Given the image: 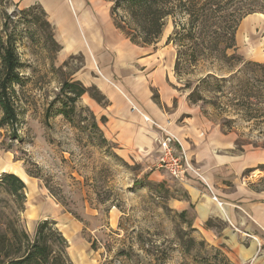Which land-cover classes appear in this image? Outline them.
Segmentation results:
<instances>
[{
    "label": "rangeland",
    "instance_id": "obj_1",
    "mask_svg": "<svg viewBox=\"0 0 264 264\" xmlns=\"http://www.w3.org/2000/svg\"><path fill=\"white\" fill-rule=\"evenodd\" d=\"M0 3V12L6 14L0 17V26L7 21L9 29L18 35L24 81L16 87L19 139L12 138L6 128H0V175L12 172L26 183L22 221L27 231L33 235L40 221H55L69 242L68 254L74 264H104L112 258H116L117 264L120 261L125 264V256L117 254L123 248L128 249L125 245L129 243L137 251L140 246L136 238L140 233L147 243L143 246L166 253L170 258L168 264H251L243 256L231 253L225 243H214L208 237L206 229L210 228L219 237L222 235L223 220L210 219L207 228L195 221L191 209L180 215L182 210L173 206L176 199L187 198L180 178L159 165V169L151 170L143 162L123 160L117 154L116 144L107 136V101L97 86L101 73L86 57L87 32L81 10L86 6L91 16H98L95 9L98 8L114 22L111 14L114 3L111 0H0ZM76 31L83 41L76 39ZM173 31L174 20L169 18L160 39L150 47L135 44L140 47L136 54L159 55L160 67L169 73L171 85L194 104L189 95L201 67L183 76L176 73L177 48L168 43ZM236 39L237 53L245 60L264 62V14L253 13L243 18ZM115 59L109 61L113 70L118 64L113 62ZM133 65L136 70L146 69ZM187 81L192 83L190 88L185 87ZM65 82H79L90 89L78 98L74 110H70V118L58 113L66 99L61 92ZM195 105L215 122L229 121L225 128L237 137L238 149L258 159V171L253 173L263 180L258 181L264 187L261 120L245 121L232 109L230 113L222 112L209 101ZM158 129L161 133L157 144L164 135V130Z\"/></svg>",
    "mask_w": 264,
    "mask_h": 264
},
{
    "label": "trees",
    "instance_id": "obj_2",
    "mask_svg": "<svg viewBox=\"0 0 264 264\" xmlns=\"http://www.w3.org/2000/svg\"><path fill=\"white\" fill-rule=\"evenodd\" d=\"M111 1L115 26L137 45L155 44L169 18L174 20L168 43L177 48L176 73L183 76L201 67L189 95L192 103L209 101L222 112L232 109L245 121L261 120L264 124V62L245 60L237 53L236 39L243 18L253 13L264 14V0ZM3 15L6 14L0 12V17ZM22 68L18 35L5 21L0 26V128H6L14 139L20 137L16 87L24 83ZM191 86V81H187L185 87ZM61 92L66 94V99L58 113L70 118V110H74L78 98L90 89L79 82H65ZM69 104L72 107L68 108ZM26 199L25 181L15 173L3 172L0 175V264H74L68 254L69 242L55 221H40L33 235L27 231L22 221ZM180 215L184 216L185 211ZM136 239L140 246L137 251L129 243L125 245L128 249L123 248L117 254L125 256V264L169 263L166 253L143 246L147 243L142 233ZM104 264H117V260L108 259Z\"/></svg>",
    "mask_w": 264,
    "mask_h": 264
},
{
    "label": "crops",
    "instance_id": "obj_3",
    "mask_svg": "<svg viewBox=\"0 0 264 264\" xmlns=\"http://www.w3.org/2000/svg\"><path fill=\"white\" fill-rule=\"evenodd\" d=\"M87 9L81 10L87 32L85 53L101 73L97 86L109 111L105 128L119 157L157 170L158 128L175 134L201 175L191 171L182 175L187 198L176 199L173 206L182 212L191 209L195 221L207 228L210 219L223 220L222 235L210 228L208 237L225 243L231 253L251 264H264V187L253 173L258 171V159L238 149L232 131L181 96L171 85L169 73L161 69L159 55L138 56L140 47L111 19L98 8V16H91ZM76 39L83 41L77 31ZM114 57L118 64L113 70ZM134 63L146 69L136 70Z\"/></svg>",
    "mask_w": 264,
    "mask_h": 264
},
{
    "label": "built area",
    "instance_id": "obj_4",
    "mask_svg": "<svg viewBox=\"0 0 264 264\" xmlns=\"http://www.w3.org/2000/svg\"><path fill=\"white\" fill-rule=\"evenodd\" d=\"M158 145L160 148L159 168L166 169L175 178H181L188 171L198 176L201 175L200 168L191 164L181 140L175 134L164 130V135L158 139Z\"/></svg>",
    "mask_w": 264,
    "mask_h": 264
},
{
    "label": "bare ground",
    "instance_id": "obj_5",
    "mask_svg": "<svg viewBox=\"0 0 264 264\" xmlns=\"http://www.w3.org/2000/svg\"><path fill=\"white\" fill-rule=\"evenodd\" d=\"M93 57V56H92Z\"/></svg>",
    "mask_w": 264,
    "mask_h": 264
}]
</instances>
